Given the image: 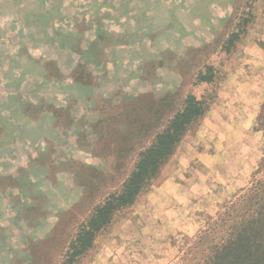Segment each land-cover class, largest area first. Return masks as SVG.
<instances>
[{"label": "rangeland", "instance_id": "rangeland-1", "mask_svg": "<svg viewBox=\"0 0 264 264\" xmlns=\"http://www.w3.org/2000/svg\"><path fill=\"white\" fill-rule=\"evenodd\" d=\"M188 92L213 95L208 111L76 264L198 257L264 155V0H0V264H61L131 170L121 149Z\"/></svg>", "mask_w": 264, "mask_h": 264}, {"label": "trees", "instance_id": "trees-1", "mask_svg": "<svg viewBox=\"0 0 264 264\" xmlns=\"http://www.w3.org/2000/svg\"><path fill=\"white\" fill-rule=\"evenodd\" d=\"M247 21L245 17L229 34L225 42L227 53L239 39ZM215 77L213 66L206 65L197 73L195 84H211ZM173 97L168 95L162 102L172 105ZM213 98V95L197 96L188 92L170 113L168 107L163 108L161 103L162 111L160 108L156 121L142 131L137 130L128 148L121 149L119 153L122 160L132 159L131 170L120 189L108 193L81 222L66 247L61 264L78 263L91 249L97 235L134 204L173 155L191 126L208 111ZM260 110L253 131L264 135V102ZM144 140L146 143L142 144ZM251 176L248 186L229 201L215 221L197 235L195 245L189 247L187 254L194 250L198 257L191 259L185 255L180 264H264V155Z\"/></svg>", "mask_w": 264, "mask_h": 264}, {"label": "crops", "instance_id": "crops-1", "mask_svg": "<svg viewBox=\"0 0 264 264\" xmlns=\"http://www.w3.org/2000/svg\"><path fill=\"white\" fill-rule=\"evenodd\" d=\"M99 254H100V253H99ZM99 254H98V255H99ZM93 262H94V261H93Z\"/></svg>", "mask_w": 264, "mask_h": 264}]
</instances>
